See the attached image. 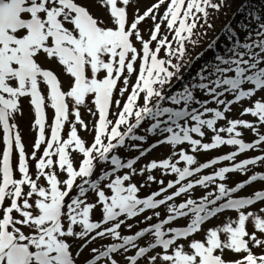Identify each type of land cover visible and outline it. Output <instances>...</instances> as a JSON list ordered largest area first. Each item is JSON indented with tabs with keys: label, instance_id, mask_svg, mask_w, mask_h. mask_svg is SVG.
Instances as JSON below:
<instances>
[{
	"label": "snow or ice",
	"instance_id": "1",
	"mask_svg": "<svg viewBox=\"0 0 264 264\" xmlns=\"http://www.w3.org/2000/svg\"><path fill=\"white\" fill-rule=\"evenodd\" d=\"M258 92L264 0H0V264H264V188L238 195L264 182V154L237 159L264 153ZM238 104L254 120L229 118ZM149 211L137 224L158 222L121 233Z\"/></svg>",
	"mask_w": 264,
	"mask_h": 264
},
{
	"label": "rangeland",
	"instance_id": "2",
	"mask_svg": "<svg viewBox=\"0 0 264 264\" xmlns=\"http://www.w3.org/2000/svg\"><path fill=\"white\" fill-rule=\"evenodd\" d=\"M148 2H149V0H144V3H148ZM234 8L235 7H233V10H235ZM230 18H231V14H230V16L221 15L218 20H214L213 21V25H214L213 29L208 30L207 35L202 37V39L200 41V44L197 47H195L194 49L193 48H189V52L193 51L190 55L195 56L197 53L201 52L204 48H206L207 44L220 33L221 28L224 26L225 23H227V21ZM238 19H239V17H238ZM142 28H144L146 30V25H142ZM227 42L228 41L226 40L225 36L221 35L219 41L217 42V45L219 46L220 44H226ZM210 54H211V51H209L208 53H205V57L202 58V59L208 58L210 56ZM201 62H202V60L201 61H197L196 64H194L192 66V69L190 71H191V73L193 75L195 74L197 66ZM185 71H186L185 68L181 69V72H185ZM187 78L188 77L185 76V79H187ZM179 87H180V84L177 83L176 84V88H179ZM173 90H175V89H173ZM261 97H264V92H258L256 94V96L253 97V100L257 99V98H261ZM243 106H249V103H248L247 100L243 102ZM241 111H242V107L239 104L238 105H234L233 108H232V111L230 113H228V116H229V118H243V119H247V120H250V121L254 120V118L251 117L250 115H246V116H242L241 117L239 115V113ZM25 112H26V115H25V118L20 121V127L22 129V134H23V137H24V143L26 145V149L30 152L31 151L33 133L30 131V120H29V117L27 115V106H25ZM49 115H51L50 112H49ZM84 118L87 120L88 116L85 114ZM261 131L264 132V129H261ZM81 134L83 135V133H81ZM243 138L246 141H252V140L255 139V137L251 134V132H245ZM229 150L230 149H228L227 147L221 148L219 150H212V151H209L207 153L200 154L198 159L200 160V162H205L207 159L215 157V156L220 155V154H225ZM158 152H162V153H164V155H168L167 150L163 149V148L159 149ZM157 154H158L157 152H154L152 154V156H148V157L142 158L141 161L138 163L137 167H139L143 163L148 162L149 160H151L153 158V156H155ZM257 154H264V153H260L258 150L248 151L244 155L237 157V159L238 160L243 159V158H245V156L253 157V156L257 155ZM127 155L128 156H135V155H137V153L131 152V153H127ZM226 163L227 162H223L222 165H220V166H223V164H226ZM252 170L253 171H264V165H259L258 164ZM205 171L206 172H210L211 169L205 170ZM155 175L157 176V179H163L165 181V184L167 183L168 180L175 178L172 175L161 176L159 172H156ZM245 178L246 177L244 175H241L239 173L229 174V179H228L227 183L229 184V186H232L236 181H242ZM159 187H160L159 184L153 183V184H151L150 187H145V188L141 189V192L139 193V195L141 197H144V196L150 194L152 191L158 190ZM260 188H264V182H259L258 181V182L253 183L251 186L246 187L244 190L240 191L238 193V195H241V196L251 195V194L254 193V191L256 189H260ZM169 191H171V190H169ZM204 192H205L204 189L197 188L196 191H195V194H194V198H198V197L202 196L204 194ZM182 200H183V197L177 198L176 203L178 204V203L182 202ZM255 207L259 208L260 205L257 204ZM158 211H160V213H161L160 219L166 218V208L164 206H161L158 209ZM151 214L152 213L150 211L149 212H145L144 214H142L140 217L136 218L135 220L129 221V223H133L136 226L133 227L130 232L128 231V229L126 227H122L121 230H120L121 233L122 234H134L137 230L158 222L157 218L153 217V219L151 221H148L147 224H145V223L137 224V221H143L145 216L151 215ZM235 215H236V213L232 212V211H229V212H227L225 214V216H232V217H235ZM94 218L98 219V217H94ZM223 218L224 217H222L221 219H223ZM186 223H187V221L182 218V219L177 220L176 222H174V224H171L170 226L186 225ZM218 223H219L218 220L213 219L210 222L206 223L204 225V227L208 228V227H211V226L216 225ZM111 242L112 241L110 239L97 240V242L95 244L91 245L90 247L99 248L101 245H107L108 243H111ZM146 242L147 241L145 239H141L139 241V243L141 245H144ZM89 251H86L84 253V255L88 256L89 255ZM129 254H132V253H129ZM117 259H119L121 261V264H124L123 258L117 256ZM101 264H103V262H101Z\"/></svg>",
	"mask_w": 264,
	"mask_h": 264
},
{
	"label": "trees",
	"instance_id": "3",
	"mask_svg": "<svg viewBox=\"0 0 264 264\" xmlns=\"http://www.w3.org/2000/svg\"><path fill=\"white\" fill-rule=\"evenodd\" d=\"M234 7H235V6H234ZM234 9H235V8H234ZM230 14H231V13H229V15H228V16H230ZM191 53H192V52H190V54H191Z\"/></svg>",
	"mask_w": 264,
	"mask_h": 264
}]
</instances>
